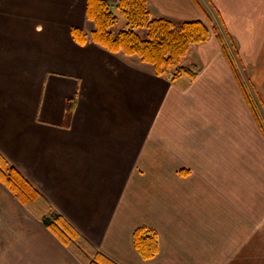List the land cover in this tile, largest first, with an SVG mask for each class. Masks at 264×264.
Wrapping results in <instances>:
<instances>
[{
    "label": "crops",
    "instance_id": "1",
    "mask_svg": "<svg viewBox=\"0 0 264 264\" xmlns=\"http://www.w3.org/2000/svg\"><path fill=\"white\" fill-rule=\"evenodd\" d=\"M87 1L0 0L2 155L119 264H264V0H148L154 18L213 25L184 60L195 80L96 43ZM0 191V264H84Z\"/></svg>",
    "mask_w": 264,
    "mask_h": 264
},
{
    "label": "trees",
    "instance_id": "2",
    "mask_svg": "<svg viewBox=\"0 0 264 264\" xmlns=\"http://www.w3.org/2000/svg\"><path fill=\"white\" fill-rule=\"evenodd\" d=\"M113 6L123 12L127 27L114 29L118 17L112 9ZM86 12L88 18L95 23L91 35L96 43L113 52L140 57L144 63L152 66L158 76L169 79L186 76L195 80L202 71L195 63L186 64L183 59L194 44L204 43L213 33L208 21L192 19L176 22L170 18H154L148 0H119L116 4L108 0H88ZM140 30L143 32L140 33ZM219 30H222V36L226 40L229 36L227 30L224 27ZM72 36L80 44H85L89 39V35L77 26L72 29ZM0 180L84 264H119L92 247L86 237L61 213L52 211L40 191L18 168L9 164L1 152ZM159 243V234L155 229L146 225L135 229L134 245L143 259L155 258L160 251Z\"/></svg>",
    "mask_w": 264,
    "mask_h": 264
},
{
    "label": "rangeland",
    "instance_id": "3",
    "mask_svg": "<svg viewBox=\"0 0 264 264\" xmlns=\"http://www.w3.org/2000/svg\"><path fill=\"white\" fill-rule=\"evenodd\" d=\"M113 3V2H112ZM113 4H115V3H113ZM113 11H115V14L117 15V17H118V20H117V24L114 26V29H122L123 27H127V24H126V22H125V16H124V14H123V12L122 11H120V10H118L115 6H113ZM210 27L211 28H213V25L212 24H210ZM141 32H143L142 30H140V33ZM224 37V36H223ZM229 38H230V35L228 36ZM230 40H231V38H230ZM228 48H230V50L231 51H234V49L233 48H231L230 46H229V44H228ZM189 53V52H188ZM232 53V52H231ZM234 53V52H233ZM232 53V54H233ZM236 53H234V55H235ZM183 60H185V58L183 59ZM244 70H246V68H245V66H244ZM245 81H246V83H247V85H249L248 84V81H249V79L246 77L245 78ZM253 91L254 92V94H252V92H251V94H252V97L253 98H257V96H258V94L255 92V89H250V91ZM258 100V99H257ZM0 204H4V205H7L8 204V200L5 198V195H4V193L3 192H1L0 191ZM1 231V230H0ZM8 231H6V233H7ZM1 239H5L4 237L3 238H1Z\"/></svg>",
    "mask_w": 264,
    "mask_h": 264
}]
</instances>
